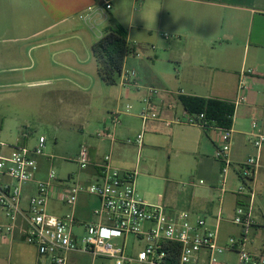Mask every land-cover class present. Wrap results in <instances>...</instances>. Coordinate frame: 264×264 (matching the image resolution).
Returning <instances> with one entry per match:
<instances>
[{
  "label": "crops",
  "instance_id": "0c3cea01",
  "mask_svg": "<svg viewBox=\"0 0 264 264\" xmlns=\"http://www.w3.org/2000/svg\"><path fill=\"white\" fill-rule=\"evenodd\" d=\"M18 1L29 7L33 5L38 15L43 14V19H39L33 26V36L64 26H73L71 20L89 12V8L93 9L91 22H97L98 13L104 16L101 17L102 20L107 18L106 13L99 8L98 0H0V33L11 27L9 22L12 20L13 5ZM141 9L146 12V16H150V19H147L150 24L143 23L137 29L130 27L129 31L127 30L137 60L129 62L127 58L123 67V71L136 72V83L139 87L131 85L120 89L114 111L120 110L121 125L115 130L114 141L108 138L100 139L97 133L111 126L110 119L109 122H104L102 129L96 133V138L101 143L98 147L106 150L107 155H111L114 167L128 172L133 168L129 163L122 161L117 152L127 151L130 146L139 153L142 147L166 148L170 155L182 153L198 158L196 175L203 183L190 184L193 189L190 190L187 211L191 212L194 218L205 217L208 225L217 230V242L220 246L226 247L231 238L240 237L245 238L247 246L248 232L253 228L257 230L262 225L254 216V204L258 186L264 183V144L259 149L255 148L251 133L252 124L256 122L255 131L264 134V0H142ZM154 28L165 32L168 38L155 35ZM135 30L137 35H148L146 42H155L157 45L160 36L164 39L159 43V51L169 64H177V68L171 72L175 74L174 78L170 77L169 70L156 67V60L160 58L158 54L147 57L150 63L139 60L141 56L137 50L142 47V43L138 46ZM246 70H253L256 74L247 75L244 78L245 87L239 89L241 73ZM148 87L158 88L162 92L160 96L154 97V102L163 121L187 113L180 101L181 97L215 99L234 105L232 124L225 128L232 131V167L225 175L223 162L215 158L218 143L215 130H205L187 124L167 126L163 121H153L144 127L139 118L140 101L146 95ZM124 95L136 105L139 103L135 113L128 114L120 107ZM239 96L245 97V101L235 105ZM170 103L176 105L174 111L168 108ZM212 126L217 125L213 123ZM141 132L144 134L141 146L126 144L128 138H136ZM251 156L256 158L257 168L249 182L244 184V192L239 193L238 183L243 186L239 177L240 165ZM90 157L92 165L83 170L91 177L86 182L94 180L96 165L103 159L97 150H92ZM84 199L85 206H81ZM218 199L219 204L216 206L214 201ZM90 201L93 202L92 207L89 206ZM225 203L231 206L233 218L239 204L249 205L253 220L252 225L243 230L234 224L232 218L229 221L232 231L226 238L220 234ZM59 205L57 212H60L61 206L66 207ZM97 206L98 200L95 197L87 194L79 196L74 208V215L78 220V225L74 227L75 234H84V223L92 220L93 210ZM90 208L92 209L88 212ZM220 212L222 218L217 223ZM22 243L25 244L18 233L13 239L0 238V250H7L9 258L15 255L19 264H41L43 260L51 263L48 258L40 256L32 245L26 248L32 249L35 254H23ZM225 253L236 254L231 251ZM253 254H264V250H255Z\"/></svg>",
  "mask_w": 264,
  "mask_h": 264
},
{
  "label": "rangeland",
  "instance_id": "374dc122",
  "mask_svg": "<svg viewBox=\"0 0 264 264\" xmlns=\"http://www.w3.org/2000/svg\"><path fill=\"white\" fill-rule=\"evenodd\" d=\"M13 6L11 27L0 33V141L11 146L25 144L32 148L37 139L44 136L47 138L45 153L56 157L54 168L57 178L67 180L72 175L74 182L84 183L91 177L80 170L75 158L82 146L90 152L97 150L101 158L107 155L106 150L98 147L101 143L96 133L104 122H109L110 113L116 110L121 89L119 85L109 86L100 80L91 47L100 39L111 19L129 31L130 27L137 29L143 23L150 24L147 20L150 16L140 10L142 0H113V9L106 14L105 20H102L104 16L101 13L96 16L97 22L77 16L71 20L73 26L33 36V26L43 19V14L38 15L33 5L29 7L19 1ZM153 30L157 36L165 34L161 30ZM134 32L138 46L142 43L137 50L141 56L139 60L150 63L147 57L158 54L160 58L156 60V67L169 70L170 77L174 78L175 74L171 72L177 64H169L159 51V43L164 39L160 36L156 45L155 42H146L148 35ZM135 57L132 53L128 61L136 62ZM127 105L132 106L128 112L131 114L137 111L139 103L136 105L124 95L120 107L126 111ZM23 138L27 139L24 141ZM130 147L117 153L133 168L131 172H137V195L150 204H163L176 212L187 211L190 190L193 189L190 184L201 182L196 175L198 158L182 153L170 155L166 148L142 147L139 153ZM28 187L26 197L31 185ZM241 189L242 185L238 183L237 191ZM242 190L244 192L245 189ZM257 191L254 216L262 225L248 232L246 249L251 253L264 250V183L258 186ZM214 202L217 206L219 199ZM84 203L85 199L81 206H85ZM92 205L90 201L89 206ZM59 208V204L51 203L48 211L51 214L72 212L63 206L57 212ZM223 213L220 234L226 238L232 231L229 221L233 214L229 204H224ZM106 239L116 245L123 243L122 236H106ZM126 245V253L135 255L143 244L128 236ZM29 246L26 243L22 245L23 254L32 256L35 253L26 248ZM70 256L68 264H115L111 259L95 258L90 254L74 253ZM218 259L227 264H238L236 254L223 253ZM17 261L15 255L9 258L7 250H0V264H19ZM41 264L51 263L43 260Z\"/></svg>",
  "mask_w": 264,
  "mask_h": 264
},
{
  "label": "built area",
  "instance_id": "2783aa9c",
  "mask_svg": "<svg viewBox=\"0 0 264 264\" xmlns=\"http://www.w3.org/2000/svg\"><path fill=\"white\" fill-rule=\"evenodd\" d=\"M101 11L109 13L113 0H98ZM93 9L82 14L81 19L91 21ZM168 38L167 34H162ZM256 74L253 70L241 73L239 89L245 87L244 78ZM121 88L135 85L136 72L122 71L118 80ZM141 99L139 118L144 127L153 121H163L154 97L162 94L155 87H148ZM245 101L239 96L235 105ZM168 108L175 110L174 103ZM132 109L127 105L126 112ZM120 110L110 113V124L100 130L97 137L114 141L115 130L121 125ZM171 124H187L217 132L218 143L215 158L223 162V174L232 167L230 153L232 131L208 126L204 113L174 117L163 121ZM253 145L259 149L264 144V134L257 133L256 122L252 124ZM143 133L136 138H128L126 144L141 146ZM26 140L27 138H23ZM47 138L40 136L34 147L25 144L11 146L0 141V238L13 239L18 233L26 244L36 247L42 257L52 264H67L69 255L74 253L90 254L93 257L111 259L115 264H172L171 243L180 246L176 264H227L218 256L227 252L238 255V264H264V254H253L246 249L244 237L231 238L226 247L217 242V230L211 228L204 218H194L189 211L176 212L163 204H149L136 192L137 172L121 171L114 167L111 155H105L96 165L97 173L91 182H74L72 175L67 180L57 178L54 168L56 157L45 153ZM75 162L80 170L92 165L90 151L82 146ZM257 160L254 156L240 165L239 177L244 184L254 175ZM203 183V181H201ZM31 185L30 195L25 196L26 186ZM239 193H242L243 190ZM87 194L98 200L93 210L92 220L84 223V234L74 233L78 220L74 208L79 196ZM61 204L72 210L70 214L58 215L48 211L49 204ZM219 213L217 223L221 220ZM234 224L243 230L252 225L251 208L243 204L236 207ZM106 236L123 237L122 245H116ZM133 236L142 242L136 255L126 253L127 237Z\"/></svg>",
  "mask_w": 264,
  "mask_h": 264
},
{
  "label": "trees",
  "instance_id": "16d2710c",
  "mask_svg": "<svg viewBox=\"0 0 264 264\" xmlns=\"http://www.w3.org/2000/svg\"><path fill=\"white\" fill-rule=\"evenodd\" d=\"M91 53L100 80L109 86L118 85L126 59L133 53L128 31L114 20H110L101 38L92 45ZM180 101L190 114L204 113L207 127L213 123L219 127H230L234 105L228 102L198 97H181ZM172 264L177 263L180 246L171 243Z\"/></svg>",
  "mask_w": 264,
  "mask_h": 264
}]
</instances>
